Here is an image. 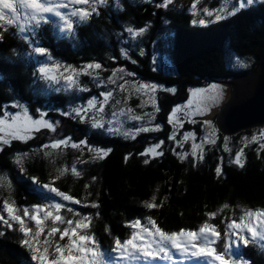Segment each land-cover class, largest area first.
Returning a JSON list of instances; mask_svg holds the SVG:
<instances>
[{
  "label": "trees",
  "instance_id": "16d2710c",
  "mask_svg": "<svg viewBox=\"0 0 264 264\" xmlns=\"http://www.w3.org/2000/svg\"><path fill=\"white\" fill-rule=\"evenodd\" d=\"M160 3L119 0L117 5L116 0L103 4L90 0L91 7L75 5L95 9L88 19L80 21L71 16L72 10L67 12L73 22L71 31L55 16L48 17L35 32L21 33L15 25L0 27V115L4 109L17 111V105L32 118L59 121L54 127L61 131L58 141L68 142L53 148L57 141L49 137L52 132L48 128H42L32 137L14 139L0 148L2 203L14 202L19 211L45 207L58 202L55 199L64 205L60 210L63 221H49L39 237L41 242L47 237L53 245H64L60 233L48 237L49 229L62 230L67 219L89 217L86 233L95 237L108 256L115 238L123 241L130 236L133 221L149 223L151 218L169 233L198 231L205 222L215 225L221 236L215 247L221 251L228 223L239 222L248 210H264L263 126L232 136L217 127L215 143L205 147L200 159L181 157L169 122L172 110L186 102L191 89L249 75L264 60V0L220 21L214 15L205 16L203 9L215 13L224 7V0H199L195 9V0H173L167 7H159ZM228 6L232 11L236 0H229ZM201 19L208 22L201 25ZM36 47H44L47 54L35 52ZM163 61L169 67L166 72L161 71ZM44 62L57 71L77 72L76 86L50 82L49 74L42 75L39 69ZM88 64H100L101 68L88 69ZM145 83L176 92L153 107V101L148 104L139 93V86ZM109 91L113 97L103 105L102 114H118L119 129L94 127L89 111H85L90 100H98L100 107L102 94ZM125 106L133 110L121 115ZM135 115L142 119H133ZM150 121L152 128L147 126ZM201 129L199 124L186 122L181 132L195 130L201 135ZM127 130L131 135L125 134ZM156 145V152L162 155H142ZM95 149L110 151L97 159ZM241 152L243 167L235 162ZM45 184L80 203L63 200L43 187ZM153 196L157 207H145ZM212 213L215 215L210 217ZM23 239L18 224L10 228L0 222V264H37ZM173 254L180 264H196L184 261L175 250ZM240 254L250 264H264V251L254 239L240 248Z\"/></svg>",
  "mask_w": 264,
  "mask_h": 264
},
{
  "label": "snow or ice",
  "instance_id": "6c2138e0",
  "mask_svg": "<svg viewBox=\"0 0 264 264\" xmlns=\"http://www.w3.org/2000/svg\"><path fill=\"white\" fill-rule=\"evenodd\" d=\"M94 2V0H93ZM106 0H99V3L103 4ZM256 0H236V6H234L232 11H228L229 0H224V7L222 9H217L214 13L209 9H203V12L206 16L215 17L216 21L225 19L227 15H234L235 11L245 8L248 5H252ZM117 5L119 0H116ZM173 3V0H161L159 7H167L169 4ZM199 3V0H195V3L192 5L195 9L196 4ZM69 4L73 5L71 16H76L80 21L88 19L92 11H95L92 8L91 11L85 8H76L75 5H90V0H0V27L4 25H15V27L21 32L32 31L35 32V29L38 28L42 22H47L48 16L58 17L63 21L65 30L71 31L73 28V22L70 16L65 15L61 9H66L69 7ZM195 22V21H194ZM208 21L205 19L199 20L201 25L206 24ZM6 31L7 28H4ZM145 30H141V33ZM129 33L133 32L132 28L128 29ZM0 39H2V33H0ZM35 52L42 55L47 54V50L44 47H36ZM58 68L59 65H56ZM88 69H100V64H88L86 65ZM68 71V69H66ZM40 72L42 75H46L48 70L41 68ZM77 73L72 70L69 71V74L65 77L67 83L71 86H76V81L74 76ZM48 78L56 83H59V80L53 76L49 75ZM114 82V81H113ZM141 89L152 91L156 90L155 85H140ZM121 87V91H123ZM171 91H175L172 89ZM213 91L216 92L215 97H210L206 95V90L197 89L194 90L192 95L197 96L200 102V106L197 107L196 111L202 112L205 107H207V100L209 98L217 99L219 97V91L216 90L213 86ZM104 97L102 105L97 108V101L90 100L88 103L89 109H96V111L103 113L104 106L110 99L113 97L112 92H105L102 94ZM151 99V97H150ZM191 104V101L189 102ZM180 109L175 110L170 117V122H173V118H176V112ZM87 111V109L85 110ZM77 115H80L81 110H76ZM121 115H126L127 112L120 113ZM7 115V113H5ZM43 115V113L41 114ZM116 115V113H113ZM188 113L185 112V117ZM135 120H141L142 117L135 115L132 117ZM18 117H13V123L8 124L7 126V136L9 139H5L0 136V144H8L10 139H21L27 138L32 131H39L41 127L48 128L52 131H55L53 123L44 120H36L27 118L23 123L17 125L15 121L18 120ZM93 126L94 127H103L101 120H97L93 116ZM175 122H179L177 118ZM6 124V121L0 119V132H5L3 127ZM148 128H141L140 131H149ZM21 133L23 135H21ZM126 135H131L130 133H125ZM190 135V134H189ZM189 135H185L184 139H189ZM134 138V137H133ZM174 138V137H173ZM194 139V136H193ZM208 142L215 143V140L210 133L206 138ZM68 142L65 140L57 141L52 144L53 148H57L60 145H66ZM162 143V142H161ZM77 145L73 144L72 147ZM159 145L153 146L152 148L146 150L142 155H147L151 153L152 155H162V153H157L156 148ZM193 156L197 155V149H201V153L198 158L202 159V144L197 145L193 144ZM2 150V149H0ZM110 150L104 149H95V158L103 159L107 155V152ZM240 155L242 152L236 156L235 162L239 164L240 167H243V163L240 160ZM17 163H21L20 158H17ZM147 163V160L145 161ZM73 172H76L75 169H72ZM220 169L217 168V173H220ZM43 187L47 188L49 192L55 193L57 196L61 197L65 201L71 203H80V201L74 199L72 196L67 195L63 192H60L58 189L53 188L47 184ZM156 197H152V202H145V207L155 208ZM13 204H9L7 201L3 204V209L7 211L8 217L12 221L19 224V231L23 233L24 239L22 243L29 249L32 253V259L37 261V264H107L106 256L103 251H101L98 241L95 237L90 234H79V229H87L90 226V218L85 217L79 221H75V226L73 227L74 221L68 219L66 221L68 227H65L61 230L58 227H51L48 231V237L54 236L56 233H60V240H63L64 237H68V243L61 245L56 242L54 244V249L50 253V249L53 248V242L50 241L47 237L44 241H40L39 237L44 234V220L51 219L53 224L57 221H63L58 213L64 207L60 203L50 204L45 207H51L55 213L52 211H45V207L37 206L35 207L34 214L30 215V209L24 208L22 215L16 214L19 210L16 209ZM97 207L98 205H92ZM225 208L229 207L224 205ZM68 211H74L69 208ZM43 212L44 219L41 218L40 213ZM215 213L209 214V216H214ZM31 220L35 221L36 231H33L32 228L28 227L25 223L24 217H29ZM256 221V223L253 222ZM0 222H3L8 227H12V224L9 223L7 219L0 214ZM149 226L141 224L140 220L133 221L129 227L132 229L130 236L123 241L120 238L114 239V246L112 251L117 252L118 259L122 264H155L156 261H175V256L173 250L180 253V256L184 261H195L196 264H250L249 261L245 260L243 254H240V248L244 245H247L250 240L258 237L260 242H264V210H248L243 213L240 217L239 222L233 220L227 224V240L221 244V251H217L215 244L220 241L221 236L215 225L205 222L202 224L198 231L197 230H180L177 232H167L161 229L156 225L155 221L149 218ZM259 229V230H258ZM250 234V236L248 235ZM242 242V244H241ZM261 251H264V243L261 244ZM237 254L239 257L237 258ZM50 256L54 257L50 259ZM228 257V259H226ZM175 264H180L179 261H175Z\"/></svg>",
  "mask_w": 264,
  "mask_h": 264
},
{
  "label": "rangeland",
  "instance_id": "374dc122",
  "mask_svg": "<svg viewBox=\"0 0 264 264\" xmlns=\"http://www.w3.org/2000/svg\"><path fill=\"white\" fill-rule=\"evenodd\" d=\"M72 7L73 6L71 4H69L68 8L61 9V11L63 13L64 12L67 13L68 11L72 10ZM227 7H228V10H230L229 6H227ZM69 13H71V12H69ZM67 15H68V13H67ZM48 17H51V16H48ZM59 22L61 23L60 25H62L63 21H61L59 19ZM48 64H49L48 62L47 63L44 62L39 69L45 68V69L48 70L47 74L55 76L59 80V83H61V84L67 83L65 77L69 74V70L66 71V69H60L59 71H57L58 69H54L52 67L53 64H49V65ZM165 64H166V61H163V66H160L161 64L160 65L158 64V66L161 67V71H163V72H166L169 69V67L167 66L168 64H166V66H165ZM158 66H154V69H158ZM74 79H75V76H74ZM49 81L52 82L53 84L56 83V82H54V81H52L50 79H49ZM75 81L77 83V79H75ZM59 83H57V84H59ZM147 85H153V84L148 83ZM155 86H156V90L155 91H152L151 89L144 90V89L139 88V93L143 94V96H142L144 98L143 100L146 101L148 104L150 103V101H153L151 103V105L153 107H154L155 104L156 105H158V104L161 105V101H163V99H166V96H168L167 94L174 95L175 92H176L175 89H174L175 91H171L173 88H164V87H162V85H159V84H156ZM213 86H215L216 90L219 91V93H220L219 97L217 99L209 98L207 100V107H205L202 112L198 113L196 111V109H197L198 106H200V102H199V99H198L197 96H193L192 95L193 91L197 90V89H203V90H206V95H209L210 97H215L216 96V92L213 91ZM135 89L136 88H134L133 91H135ZM232 92H233L232 88L229 85H227L226 83H222V84L212 83V84H209V85H206V86H203V87H196V88L191 89L188 92L189 96H188V99L186 100V102L180 103V104H178V105H176L174 107V109L172 110L171 114L177 109H180V110L176 112V118H173V122H170V118H169L170 125L174 129L173 133L171 134V138L176 143V146L178 148H180V150H181L180 154H181L182 158H186V157H195V158H197V157H199V155L201 153V149H197V155L193 156V154H192V152H193L192 145L194 143L197 144V145H201L202 144V153H203V151L205 150V147L207 145L213 144L211 142H208L207 139H206L209 136L210 133L212 134L214 140L216 141V139L218 137L217 136L218 135L217 127L219 125L218 124V119H219V116L221 114V111L223 110L225 105L230 101L231 96H232ZM150 97H151V99H150ZM144 101H143V104H144ZM190 101H191V104L189 103ZM97 102L99 103L98 100H97ZM98 103H97V108H99L98 107ZM15 107L17 108V111L12 112L10 110L4 109V110H2V112H3L2 115H0V119L6 121V124L3 126L5 128V132H0V136L4 137L5 139H9L8 136H7V126H8V124H12L13 123V117H18L19 118L18 120L15 121V124H17V125L23 123L29 117L31 119L46 121L45 119H41L40 117L32 118L23 108L19 109L17 107V105ZM86 109H87V111H89V114H90L89 118L93 119V116H95V118L97 120H101L103 125L105 124L104 127L107 126L109 129H117L119 124L121 123V120H119L120 116L118 114H116L117 116H115V115L114 116H104V114L96 111V109H89L88 107ZM124 109H125L126 112H130V113H131V110H133L131 107H128V106H125ZM185 112L188 113L187 117H185ZM5 113H7V115H5ZM115 117H116V119H115ZM170 117H171V115H170ZM177 118L179 119L178 123L175 122ZM127 120H129V119H126V121ZM56 122L53 123L54 127H55V124L60 123L59 121H56ZM186 122H191V124H193V125H198L199 124L201 126V128H202L201 129L202 134L201 135L197 134L195 130H189V131L181 132L182 129H183V126H184V124ZM125 123L128 124L129 121H127ZM147 126L152 128V127H154V123L150 121ZM42 128H45V127H41L40 130ZM50 131L52 132V134H50L49 137L51 139H53L54 141H58L60 136H61V131L60 132L56 131V130L55 131L50 130ZM33 132L35 133L36 131H32L28 135V137H32ZM127 132L130 133L131 131L127 130ZM21 135H23V134L21 133ZM185 135H189V139L185 140L184 139ZM193 136H194V139H193ZM229 136H232V135H229ZM27 138H22V139H27ZM13 140L14 139H10L9 143L11 141H13ZM2 145H4V144H0V148L2 147ZM55 200L58 201L56 203H59V201H60V200H57V199H55ZM56 203H54V204H56ZM0 204H1L0 206H1V209H2V210H0V214H2L4 216V218L7 219L9 221V223H11L12 225L13 224H17L16 222L12 221L10 217H8L7 211L3 209V204L4 203H2L1 200H0ZM50 204H53V203L50 202ZM35 207H37V206H33V207L29 208L30 209V215L34 214ZM41 207H44V206H41ZM22 211H18L16 214L22 215ZM45 211H52L54 215L57 214V213H55V211L52 208L45 207ZM58 214L61 217L64 216V215L60 214V212ZM40 216H41L42 219H44L43 212L40 213ZM24 219H25L26 225L28 227H30V225H32L33 231H36L35 221L31 220L30 216L29 217H24ZM81 219H83V217L75 218V221H79ZM49 221L52 222L51 219H45L44 220V229H46L49 226V224H48ZM66 221L64 222L65 223V227H68ZM75 221H74L73 227L75 226ZM253 222L256 223L255 220H253ZM141 224L150 227L149 223H141ZM3 225L5 227L7 226L4 223H3ZM86 230H88V228L87 229H79L78 233L79 234H87ZM248 235L250 236V234H248ZM59 237H60V235H59ZM68 239H69L68 237H64V239H63V240H65L64 245L68 243ZM253 239L260 245L262 243H264V242H260L258 237L253 238ZM61 245H63V244H61ZM99 245H100V243H99ZM53 249H54V245H53ZM118 255L119 254L117 252L111 251L109 253V255L106 256L107 264H122V262L118 259ZM159 262H162V263L166 264L167 261H159ZM155 263H157V262H155Z\"/></svg>",
  "mask_w": 264,
  "mask_h": 264
},
{
  "label": "water",
  "instance_id": "95a60500",
  "mask_svg": "<svg viewBox=\"0 0 264 264\" xmlns=\"http://www.w3.org/2000/svg\"><path fill=\"white\" fill-rule=\"evenodd\" d=\"M225 83L233 92L219 116V130L235 135L264 126V60L249 75L234 77Z\"/></svg>",
  "mask_w": 264,
  "mask_h": 264
},
{
  "label": "bare ground",
  "instance_id": "6f19581e",
  "mask_svg": "<svg viewBox=\"0 0 264 264\" xmlns=\"http://www.w3.org/2000/svg\"><path fill=\"white\" fill-rule=\"evenodd\" d=\"M229 80H230V79H227V80L223 81V83H225V82H227V81L229 82ZM227 85H228V84H227ZM181 263H182V261H181ZM183 264H184V263H183Z\"/></svg>",
  "mask_w": 264,
  "mask_h": 264
}]
</instances>
